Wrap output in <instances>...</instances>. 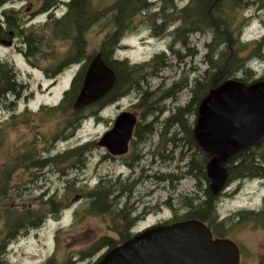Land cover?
Segmentation results:
<instances>
[{
    "label": "rangeland",
    "instance_id": "1",
    "mask_svg": "<svg viewBox=\"0 0 264 264\" xmlns=\"http://www.w3.org/2000/svg\"><path fill=\"white\" fill-rule=\"evenodd\" d=\"M62 1L60 10L64 15L68 11L65 2L72 0ZM92 1H96L103 8V13L99 21L96 24L91 23L85 31L88 45L84 54L86 57L93 54L110 29L109 9L116 2ZM174 1L178 6L177 11H180L186 8L191 0ZM156 4L159 9L161 0H157ZM255 8L254 5L245 15L251 17ZM151 14L147 13L146 17H134L133 34L122 40L126 48L121 51L119 57L122 60L128 59L124 62L127 61L132 71L136 72L134 78L136 82L141 80L142 90L132 91L117 103L108 106L103 110L100 119L88 116L68 140H63L66 137L64 125L60 124L56 117H50L46 113L60 105L65 92L71 88L75 77L88 60L83 58L81 62L68 66L54 79H50L42 74L32 73L21 57L15 55L13 58L18 83L28 87L18 102L16 116L19 117L28 111L31 113V122L15 126L13 112L7 111L5 107L0 110V170L7 164L10 172H14L9 176L12 191L7 200L0 201V250L4 247L6 251L5 259L1 260L3 264H47L51 259H55L54 264H59L56 261H61L62 264H95L108 249H98L93 254L94 248L99 246L104 238L118 240L120 236L115 233L121 230V226L119 221L113 219V215L106 212L100 214L97 212L99 208L90 209L94 201L92 195L101 183L108 180L112 183L110 190L117 192L122 185L118 177L123 174L125 178L130 172L122 160L137 157L140 152L144 156L141 167L149 168L154 160L152 173L159 176L158 183L155 181L150 185L156 192L154 199L163 203L172 195L177 206L176 210L163 207L160 213L151 215L147 223L168 220L179 222L187 213L185 203L193 200L191 198L196 191V181L187 176L188 164L193 158L186 153L183 155L187 145L182 149V143L179 141L190 139V131L194 130L196 124L197 113L193 112L194 105H188L194 97L192 89L195 80L208 69L205 45L212 41V35L195 33L190 37V45L198 52L197 55L190 56L187 47L180 42L174 46L175 51H180L179 54L173 53L171 50L176 38L173 33L180 27V22L172 24L162 37L153 38L155 27L151 22L154 17L149 16ZM242 18V11H237L236 8L234 21H241ZM64 24L70 25L65 26V33ZM251 27L249 33L258 29L256 19L252 21ZM58 33L60 39L55 44L40 46L46 60L41 63L44 67L50 66V61L51 64L54 61L62 64L68 62L65 57L76 34L70 20L62 22ZM161 55H164L162 59L155 62L152 60ZM150 61V65L142 67ZM160 69L162 70L155 74ZM175 85L177 89L184 88L177 93L176 98L169 97L162 101L159 99L158 102V94L156 96L153 93L160 91V95H163V92ZM147 91V99L142 103V93ZM179 109L185 110L184 114L179 115ZM123 112L137 115L142 125L151 123L153 130L149 133H154L151 141L145 146L141 143L135 144L126 156L109 161L106 158L107 151L99 147L98 142L111 130L115 120ZM142 133L147 132L144 130ZM170 140H174V143H170ZM32 146L36 147L39 162L57 156L59 159L55 163H48V167L39 172L37 179L30 177V171L25 175H21L22 170L18 168L14 171L15 156L19 155V152L31 155ZM70 151L73 152L72 156L64 158ZM151 153H159L160 157L152 156ZM78 154H82L80 160L83 158V171L78 170L82 165L74 167ZM59 170L65 174H61ZM136 172H139L138 167ZM56 194L61 201L69 204V210L64 211L58 218L49 216L39 229L24 232L17 240L8 242L11 231L6 227L7 211L30 210L41 215L47 211L44 202ZM43 195H46L44 199L41 198ZM202 196L204 194L201 191L200 197L203 198ZM77 198L79 199L76 200ZM102 205L104 209L105 200ZM263 208L264 181L247 180L233 183L225 190L219 199L218 214L220 219H226L242 212L258 213ZM230 239L240 248L241 264H264V227L253 223L236 227Z\"/></svg>",
    "mask_w": 264,
    "mask_h": 264
},
{
    "label": "trees",
    "instance_id": "2",
    "mask_svg": "<svg viewBox=\"0 0 264 264\" xmlns=\"http://www.w3.org/2000/svg\"><path fill=\"white\" fill-rule=\"evenodd\" d=\"M161 3V7L156 10V8H154V4L156 3H150L148 0H116L109 9V11L111 10V27L99 47L88 57L84 55L88 48L84 34L91 23L96 24L99 21L100 15L103 13V8L96 1L93 2L92 0H72L67 4L69 20L76 34L65 57L68 62L63 64L62 71L68 66L81 62L83 58H86L88 63L75 77L71 88L65 92L60 105L51 108L46 113V115L50 117H56L59 123L64 125L66 137H64L63 140L72 138L88 116L100 119L101 113L108 106L117 103L132 91L142 90L141 80L135 81L134 76L136 72L132 71L127 62H120L113 57L115 49L118 47L123 36H125L126 33L134 31L135 16L143 15V17H146L147 13H152L149 16L154 17L151 22L155 27L153 34L157 37H162L172 24L180 22V27L173 33L176 38L173 41L171 50L173 53L177 52V54H179L180 51H175L174 46L176 43L180 42L183 46L187 47L190 56L197 55L198 52L190 45V37L195 33L212 35V41L205 45L207 50L205 61L208 65V69L200 78L195 80V86L192 89L194 97L188 105V107L194 105L193 112L198 113L201 101L207 96L211 89L220 86L227 80L236 79L234 76L232 59V49L235 42L236 31L234 26L235 11L237 8L236 0H191L187 7L180 11H177L178 6L174 4V0H161ZM65 26L70 25L64 24L63 33H65L64 31L66 30ZM98 53L102 54V58L106 65L114 70L116 74L115 86L106 97L98 103L80 112H74L73 103L82 88L87 68ZM163 57L164 55L156 56L152 60L155 62V60L162 59ZM151 63L152 61L144 63L142 67L150 65ZM162 69L157 70L155 74ZM17 79V74H12V76L9 77V80L12 81L11 88L0 90V110L5 107L7 111L13 112L12 118L16 120L14 123L15 126L31 122V113L28 111L19 117L16 116L18 102L21 100L26 89L24 85L18 83ZM182 89L184 88L180 87L177 89L175 85L173 88L163 92V95H160V91L158 93L154 92L153 94L156 96L158 94L159 102V99L162 101L169 97L176 98L177 93ZM148 94V91L142 93V103L146 101ZM179 111H181L179 115L185 112V110L181 109H179ZM87 112L89 115H87ZM190 134H193L192 130ZM36 151V147L32 146L31 155L26 154V152H19L20 154L16 155L14 158V171L17 170V168L22 170L21 175H25V173L30 171V177L37 179L39 172H42L45 167H48V163L59 161L57 156L55 158H46L39 162L36 157ZM71 154H73L72 151L64 155V158L71 157ZM78 155L79 157L76 159L74 167L82 165L81 161L83 158L80 160L82 154ZM202 157V164L198 165L195 176L199 180L203 177L206 180L205 200L196 205H193V201H191L188 209V218L184 221L198 220L205 223L211 229L215 239H230L234 228L250 223L264 227V208L258 213L242 212L226 219H220L218 214V203L222 195L216 197L211 192L207 181V173L204 168V163H207L208 160L203 155ZM28 161H30V163ZM83 166L84 165H82V167ZM192 171L193 170H190L191 174L193 173ZM59 172L65 174L62 170H59ZM228 172L229 178L227 188L233 183H242L247 180L260 179L264 181V143L232 159L228 165ZM10 173L13 174L14 172H10L9 166L4 164L0 170V201L2 202L8 199V195L12 191L9 178ZM45 196L46 195H43L41 198L44 199ZM93 197L95 199L90 209L99 208L97 212L101 214L104 212L102 203L106 200L103 183H101V186L93 193ZM44 204L47 207V211L41 215H37L39 213L36 214V212L30 210L18 211L12 209L7 211L8 217L6 218V227L11 231L8 236V242L17 240L24 232L32 229H39L49 216L58 218L62 211L69 207L68 203L59 199L58 194L47 198ZM131 238L132 237L127 235L120 236L118 240L104 238L100 241L99 246L93 247L94 250L92 253L94 254L98 249L107 248L111 250ZM4 249L3 247L2 250H0V261L5 259L6 251H4ZM98 261L95 264H97ZM54 262L55 259H51L47 264H54ZM56 262L62 264L61 261ZM0 264H3V262L1 261Z\"/></svg>",
    "mask_w": 264,
    "mask_h": 264
},
{
    "label": "water",
    "instance_id": "3",
    "mask_svg": "<svg viewBox=\"0 0 264 264\" xmlns=\"http://www.w3.org/2000/svg\"><path fill=\"white\" fill-rule=\"evenodd\" d=\"M115 83L114 70L98 53L87 68L73 111L98 103ZM136 124V115L120 114L98 146L115 156L127 154ZM194 137L208 160L209 188L219 197L227 188L232 159L264 143V82L246 85L230 79L211 89L199 105ZM97 264H241V251L229 238L214 239L205 223L187 220L149 228L108 250Z\"/></svg>",
    "mask_w": 264,
    "mask_h": 264
},
{
    "label": "flooded vegetation",
    "instance_id": "4",
    "mask_svg": "<svg viewBox=\"0 0 264 264\" xmlns=\"http://www.w3.org/2000/svg\"><path fill=\"white\" fill-rule=\"evenodd\" d=\"M70 2L65 3L68 4ZM62 5V0H0V90L11 88L12 81L9 80V77L16 73L13 63L15 55L22 58L23 62L30 67L32 73L36 72L54 79L62 72L64 66L62 63L54 61L51 64L52 61H50V66L48 67H44L41 64L46 60L43 49L40 47L45 44H55L60 39L58 30L61 28L63 21L69 20V11L64 15L61 13ZM236 5L237 11H242L243 18L241 21L236 20L234 22L236 30L232 49L234 76L236 80L246 85L264 82V0H236ZM254 5L256 6L254 13L251 17H247L245 13L253 8ZM254 19L258 21V29L249 33ZM25 88L28 87L25 86ZM136 117L137 124L133 137L129 142V150L135 144L141 143L143 146L146 143L148 144L154 133H149L153 130L151 123H148L147 126L146 124L142 125L137 115ZM115 122L107 133L113 130ZM144 130L147 133L143 134L142 131ZM179 142L182 143V149H184V145H187L183 155L186 153L193 158L188 164L189 172L187 176L194 178L196 181V191L193 193L194 197L191 198L193 199L191 200L193 205H196L204 201L206 195L205 178L203 177L199 180L195 176L198 165L202 164L203 157L196 143L194 130L193 134H190V139L186 138ZM170 143H174V140H170ZM105 150L107 151L106 158L109 161L117 160V158L126 156L129 153L128 151L125 155L115 156L107 148ZM151 154L157 158L160 157L159 153H156V155L154 153ZM143 158L144 156L140 152L137 157L122 160L130 172L125 178L123 174L118 177L122 185L117 192L113 193L110 190L112 183L109 180L103 183L106 194L104 212L113 215V219L119 221L121 230H117V233H115L117 236L127 235L135 237L149 228L176 223L174 220L147 223L151 215L160 213L164 208L176 210L177 206L174 204L172 195L163 203L154 199L156 192L150 185L155 181L158 183L159 176L152 173L154 160L149 168L141 167ZM206 166L207 163L205 162V172ZM137 167L139 168L138 173L136 172ZM84 168L85 166L78 168V170L83 171L85 170ZM190 170H193L192 174ZM169 181L174 183L173 180ZM173 187L175 186L173 185ZM201 191L204 194L203 198L200 197ZM93 199L95 198L93 197ZM110 200L112 201L110 202ZM190 203V200L185 203L187 213L181 221L188 218Z\"/></svg>",
    "mask_w": 264,
    "mask_h": 264
},
{
    "label": "bare ground",
    "instance_id": "5",
    "mask_svg": "<svg viewBox=\"0 0 264 264\" xmlns=\"http://www.w3.org/2000/svg\"><path fill=\"white\" fill-rule=\"evenodd\" d=\"M149 1V0H148ZM150 2V1H149ZM174 4L176 5V3H175V1H174ZM155 6H154V8H156V9H158V7L156 6L157 4H154ZM130 34H133V32H131ZM154 38H155V36H154Z\"/></svg>",
    "mask_w": 264,
    "mask_h": 264
}]
</instances>
